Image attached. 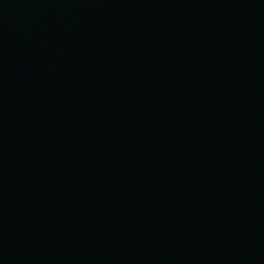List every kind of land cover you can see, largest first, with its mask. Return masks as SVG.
Returning a JSON list of instances; mask_svg holds the SVG:
<instances>
[{
    "label": "water",
    "instance_id": "95a60500",
    "mask_svg": "<svg viewBox=\"0 0 264 264\" xmlns=\"http://www.w3.org/2000/svg\"><path fill=\"white\" fill-rule=\"evenodd\" d=\"M0 264H264V0H0Z\"/></svg>",
    "mask_w": 264,
    "mask_h": 264
}]
</instances>
